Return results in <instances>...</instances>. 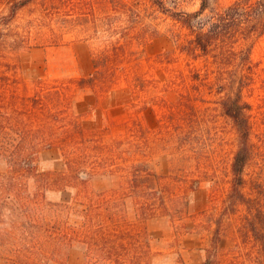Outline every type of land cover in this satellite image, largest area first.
Segmentation results:
<instances>
[{
	"label": "rangeland",
	"instance_id": "obj_1",
	"mask_svg": "<svg viewBox=\"0 0 264 264\" xmlns=\"http://www.w3.org/2000/svg\"><path fill=\"white\" fill-rule=\"evenodd\" d=\"M163 1L174 11L201 6V0ZM233 1L212 0L219 8ZM7 12L0 0V15ZM0 31V58L8 64L0 76L11 78L24 105L31 104L40 85L44 94L58 89L60 107L68 106L91 138L118 141L114 163L144 161L167 176L156 186L167 194L168 211L158 210L143 222L133 199H124L130 228L143 236L147 231L149 251L119 247L120 262L105 255L103 262L202 264L207 249L217 245V264H260L257 244L242 237L241 226L251 208L264 210V34L252 46L254 67L230 71L235 76L230 88L241 90L252 126L242 197L232 192L231 171L242 143L223 110V94L218 85L194 77L192 67L203 63L180 50L188 30L152 1L34 0ZM113 41L126 46L125 66L143 65L144 74L135 81L139 93L125 80L107 89L77 85L78 78L93 73V59ZM89 149L96 169L84 192L120 190V171L99 167L101 149ZM30 150L38 175L11 171L0 161V264H100L101 249L113 257L111 242L93 246L99 229L87 227V198L74 183L63 150L42 145ZM90 162L84 167L93 170Z\"/></svg>",
	"mask_w": 264,
	"mask_h": 264
},
{
	"label": "trees",
	"instance_id": "obj_2",
	"mask_svg": "<svg viewBox=\"0 0 264 264\" xmlns=\"http://www.w3.org/2000/svg\"><path fill=\"white\" fill-rule=\"evenodd\" d=\"M5 1L8 12L0 15V28L9 25L18 12L34 0ZM150 1L169 13L188 30L185 42L180 44V50L190 59L203 63L202 68L196 65L192 67L194 77L199 81L218 85V93L223 94V110L233 121L242 143L232 162V192L238 196L243 195L241 192L244 182L243 172L251 153L252 126L250 116L245 112V106L241 101V90L233 91L230 88L235 79L230 71L235 69L243 73L254 67L251 50L255 40L264 34V0H234L224 8L217 7L212 0H201L200 8L194 12L174 11L167 8L163 0ZM125 48L124 44L113 41L110 47L93 59V73L78 78L77 85L81 88L107 89L125 80L139 93L135 81L142 78L143 65L139 62L134 66H125L124 63L129 59ZM3 66L8 67V64L0 58V72ZM184 78L182 76V79ZM172 81H176V86L179 85L180 80L178 81L177 77ZM38 87L31 104L24 105L23 97L17 92V87L12 84L11 78L6 75L0 76V161L11 171H30L33 175H38L40 172L36 158L32 156L30 148L40 145L46 148L59 146L66 156L69 169L75 174L74 183L78 184L79 192L87 198L84 211L89 218L87 227L89 229L97 225L99 229L93 234L95 237L93 246L105 241L109 244L111 242V253L114 256L109 258L106 253L108 250L101 249L100 264H107L103 261L106 258L109 261L114 257L113 260L120 262L122 253L119 247L146 246L147 249L144 251H149L147 231H143L145 234L143 236L130 228L131 223L127 218L124 199L125 196L133 199L138 209V216L143 222L156 215L158 210L168 211L167 194L156 186L162 184L167 176L157 174L144 161L123 166L114 163L118 155L116 145L118 141L103 144L91 138V134L82 127L81 123L67 112L68 106L60 107L62 104L60 90H48V93L44 94L45 86ZM64 95H68L66 88ZM135 126L142 131L140 123ZM130 128H133V125ZM130 131L136 132L134 129ZM6 136L7 141H2ZM92 142H98L92 146L101 149V158H96L99 167L104 170L110 169L114 173L120 171L123 177L120 190L114 189L95 194L84 192L93 174L92 171L96 169L95 162L90 160L93 158L89 151ZM36 150L33 153H37L38 149ZM89 161L93 165L90 166L93 170L84 167ZM197 186L195 185L194 189H197ZM218 232L219 227L216 230V233ZM241 233L244 239L252 238L257 244L256 261L264 264V210L251 208L241 226ZM88 245L91 246L90 253H93V246L89 242ZM218 254L217 245L208 248L206 259L202 264H217Z\"/></svg>",
	"mask_w": 264,
	"mask_h": 264
}]
</instances>
